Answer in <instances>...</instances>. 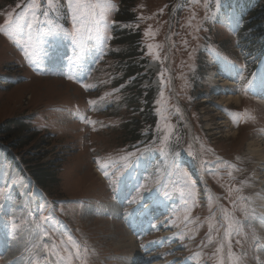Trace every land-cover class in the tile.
Segmentation results:
<instances>
[{
    "label": "rangeland",
    "instance_id": "374dc122",
    "mask_svg": "<svg viewBox=\"0 0 264 264\" xmlns=\"http://www.w3.org/2000/svg\"><path fill=\"white\" fill-rule=\"evenodd\" d=\"M235 2L133 0L137 83L112 58L121 0H0V125L31 141L0 140V264H264V52H236Z\"/></svg>",
    "mask_w": 264,
    "mask_h": 264
},
{
    "label": "trees",
    "instance_id": "16d2710c",
    "mask_svg": "<svg viewBox=\"0 0 264 264\" xmlns=\"http://www.w3.org/2000/svg\"><path fill=\"white\" fill-rule=\"evenodd\" d=\"M121 1L123 9L118 18L120 26L116 28L117 30L113 34L112 43L118 42V46L123 47V50L113 54L112 58L124 69V71H122L123 77L121 79H124L125 81L128 78H133V81L140 83L142 79H144L142 72L144 71V66L148 60L146 57H143V50L137 51V49L139 50V48H141L139 46V28L134 31H126L124 27H122L123 24L130 22L134 18L133 13L131 12L133 0ZM261 1L262 4L260 9L251 11L246 18L242 17L243 20H245V23L238 30V34L240 36L238 40L242 45V48H244L250 55L254 56L260 55L261 51L264 50V0ZM135 90L136 91L132 92L129 102L131 104V102L134 101L135 107L132 111L134 113H138L139 116L140 107H138V105L140 102L136 103V100L139 99L141 91L136 88ZM149 98L150 93H148L144 98V101L146 102L144 110L149 108ZM128 107L130 108V105H128ZM137 120L138 119H136V122ZM134 132H136V130H134ZM0 136H2V139L0 140L7 141V146L14 149H22L31 142L27 136L26 125H24L23 121L18 120L8 121L5 125H0ZM41 160L42 159L38 158V163ZM38 163H36L33 167L35 169L29 172L31 177L35 180L34 182L36 185H40L42 182L45 183L44 181L47 180H52V172H54L55 168L54 166H46L47 164L37 166Z\"/></svg>",
    "mask_w": 264,
    "mask_h": 264
},
{
    "label": "bare ground",
    "instance_id": "6f19581e",
    "mask_svg": "<svg viewBox=\"0 0 264 264\" xmlns=\"http://www.w3.org/2000/svg\"><path fill=\"white\" fill-rule=\"evenodd\" d=\"M253 145H254V144L252 143V144L249 145V146L252 147ZM252 152H255V151H252ZM95 172L98 173V174L100 175L99 177H100V179L102 180V179H103V178H102L103 176H101V169H97V168H96V171H95ZM98 179H99V178H98ZM99 181H100V180H99ZM262 198H263V197H262ZM32 208H33L34 210L36 209L35 206H33ZM263 208H264V201H263ZM32 211H33V210H32ZM131 238H132V237H131ZM130 240H131V239H130ZM132 241H133L132 243H134V240H132ZM145 252H147V251H146V248H145V247L141 248V251H139V250L137 251V254L135 255L134 259L140 261V260H141V257H143L142 254H144ZM2 253H4V255H5V254L7 255V254L10 253V251H9V250H8V251H7V250H4ZM145 259H146V258H145Z\"/></svg>",
    "mask_w": 264,
    "mask_h": 264
},
{
    "label": "snow or ice",
    "instance_id": "6c2138e0",
    "mask_svg": "<svg viewBox=\"0 0 264 264\" xmlns=\"http://www.w3.org/2000/svg\"><path fill=\"white\" fill-rule=\"evenodd\" d=\"M49 2H51V0H49ZM29 7H31V5H29ZM9 21L6 20V23H8Z\"/></svg>",
    "mask_w": 264,
    "mask_h": 264
}]
</instances>
